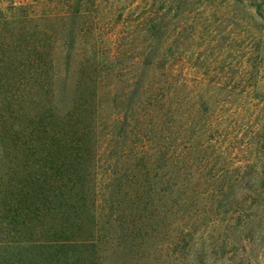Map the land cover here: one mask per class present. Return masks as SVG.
Returning <instances> with one entry per match:
<instances>
[{
    "label": "rangeland",
    "instance_id": "rangeland-1",
    "mask_svg": "<svg viewBox=\"0 0 264 264\" xmlns=\"http://www.w3.org/2000/svg\"><path fill=\"white\" fill-rule=\"evenodd\" d=\"M82 2L78 16L52 15L43 57L70 31L71 75L122 48L91 155L104 264H264V0ZM37 3L0 0V110L49 93L35 81L49 14ZM29 156L0 155V264H69L38 247L8 182Z\"/></svg>",
    "mask_w": 264,
    "mask_h": 264
},
{
    "label": "trees",
    "instance_id": "trees-1",
    "mask_svg": "<svg viewBox=\"0 0 264 264\" xmlns=\"http://www.w3.org/2000/svg\"><path fill=\"white\" fill-rule=\"evenodd\" d=\"M37 5L45 10L43 14H49L43 17L45 27L37 31L40 61L35 81L42 84L41 90L48 85L49 93L31 107L24 103L19 108L0 110V155L30 154L25 158V173L8 182L20 187L19 201L31 209L29 213L38 222V247L53 250L56 263L65 253L69 264H104L103 223L97 174L93 171L95 156L91 155L95 151L99 105L104 103L103 98H119L121 87L114 82V67L122 48L115 54L108 52L109 59L103 57L102 62L95 57L86 59L82 66H75L76 73L71 75L69 69L76 65L72 63L71 31L64 48L52 49L50 61L43 56L53 35L51 26L56 18L53 20L52 15L58 12L63 20L78 16L83 2L38 0ZM261 7L260 3L257 9ZM59 52L65 54L64 59L58 58ZM70 86L76 88L75 93L63 104L59 98L66 99Z\"/></svg>",
    "mask_w": 264,
    "mask_h": 264
}]
</instances>
